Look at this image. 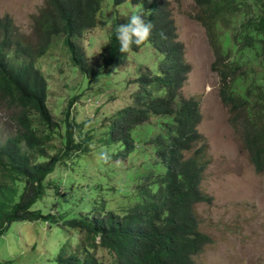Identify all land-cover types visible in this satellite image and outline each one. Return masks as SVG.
I'll list each match as a JSON object with an SVG mask.
<instances>
[{
	"label": "trees",
	"instance_id": "16d2710c",
	"mask_svg": "<svg viewBox=\"0 0 264 264\" xmlns=\"http://www.w3.org/2000/svg\"><path fill=\"white\" fill-rule=\"evenodd\" d=\"M102 1L43 0L32 17L31 38L20 36L9 15L0 16V109L8 113L0 124V237L13 222L48 221L53 214L32 209L50 186L48 176L95 146L104 164L130 156L142 159L124 171L132 178L119 208H109L103 199L89 201L88 213L60 220L65 230L78 233L75 242L64 238L53 264H196L194 257L211 243L193 212L196 203L211 200L200 189L209 159L197 130L199 100L179 97L190 66L168 0H112L115 6H135L152 22L145 44L158 61L155 73L145 67L135 71L127 96L121 92L110 98L116 108L99 126L82 132L83 123L74 118L72 106L82 93L67 99L60 119L47 106L48 84L35 61L54 42H61L72 65L87 78L86 87H98L100 79L126 63L129 53L145 45L119 52L116 28L128 17L116 13L108 41L88 60L78 39L96 27ZM191 1L196 7L192 17L205 28L213 52L210 69L219 79L220 100L231 113V124L240 129L254 170L264 174V0ZM108 79L112 95L114 83ZM116 179V185L110 179V187L118 185ZM96 181L88 184L92 197L103 190ZM99 250L111 256L110 263Z\"/></svg>",
	"mask_w": 264,
	"mask_h": 264
},
{
	"label": "rangeland",
	"instance_id": "374dc122",
	"mask_svg": "<svg viewBox=\"0 0 264 264\" xmlns=\"http://www.w3.org/2000/svg\"><path fill=\"white\" fill-rule=\"evenodd\" d=\"M170 18L183 44L184 61L190 66L186 80L179 90V97H195L199 100L201 120L197 130L206 144L209 164L202 173L200 189L211 198L199 202L193 212L199 229L211 238V243L194 257L196 264H264V174L257 173L244 149L240 129L233 126L232 116L219 97V79L210 69L214 56L205 28L192 16L196 7L191 0H168ZM43 5V0H0V16L9 15L20 36L31 38L32 17ZM137 8L127 2L115 6L112 0H103L96 15V27L86 31L79 39L88 60H92L108 41L111 17H129ZM158 57L150 45H143L131 52L126 63L118 66L108 78L114 83L112 95L106 84L108 78L97 85L86 87L87 78L72 65L69 54L60 41L54 42L35 65L48 84L47 106L55 119L62 117L67 99L82 93L72 106V114L82 124V132L91 125L99 126L102 119L115 110L117 103L111 97L118 93L127 96L133 84H129L139 67L156 72ZM138 73V71H137ZM136 73V74H137ZM85 79V81H84ZM96 88L102 92L96 98ZM121 105V104H120ZM8 113L0 109V124L6 122ZM240 123V120L238 121ZM98 136V135H97ZM199 141V142H201ZM201 143H197V148ZM190 152H185V156ZM103 157L93 146L90 153L81 156L73 164L58 165L48 176L50 186L46 194L37 200L32 209L51 213L48 221H19L9 225L0 237V264H53L65 237L75 242L76 230H65L61 219L77 218L88 213L89 201L103 199L109 208H119L127 199L132 175L124 171L133 168L142 157L130 156L125 160L104 164ZM118 185L113 188L111 183ZM103 186L96 197L90 196L88 184ZM87 187V188H86ZM86 188V192L83 191ZM54 190L56 191L54 195ZM103 197H102V196ZM114 210V209H112ZM98 255L110 263L111 256L105 250Z\"/></svg>",
	"mask_w": 264,
	"mask_h": 264
},
{
	"label": "clouds",
	"instance_id": "9594fccd",
	"mask_svg": "<svg viewBox=\"0 0 264 264\" xmlns=\"http://www.w3.org/2000/svg\"><path fill=\"white\" fill-rule=\"evenodd\" d=\"M148 15H151V13L148 12ZM153 27L152 22L146 20L144 14L140 12L130 14L127 22L119 24L116 28L119 52L127 53L132 49L133 45L140 46L148 42Z\"/></svg>",
	"mask_w": 264,
	"mask_h": 264
}]
</instances>
